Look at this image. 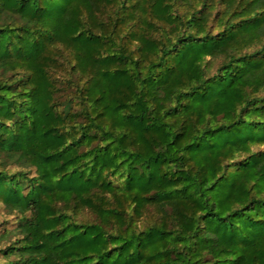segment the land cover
<instances>
[{
    "label": "trees",
    "instance_id": "obj_1",
    "mask_svg": "<svg viewBox=\"0 0 264 264\" xmlns=\"http://www.w3.org/2000/svg\"><path fill=\"white\" fill-rule=\"evenodd\" d=\"M0 207V264H264V0H0Z\"/></svg>",
    "mask_w": 264,
    "mask_h": 264
},
{
    "label": "rangeland",
    "instance_id": "obj_2",
    "mask_svg": "<svg viewBox=\"0 0 264 264\" xmlns=\"http://www.w3.org/2000/svg\"><path fill=\"white\" fill-rule=\"evenodd\" d=\"M82 212H83L82 210H79L78 215H81ZM5 220L6 221L8 220V227L12 228V223L15 220V214L8 213L5 209L0 207V224L1 225L4 224L3 222ZM2 229H3L2 226H0V230H2Z\"/></svg>",
    "mask_w": 264,
    "mask_h": 264
}]
</instances>
